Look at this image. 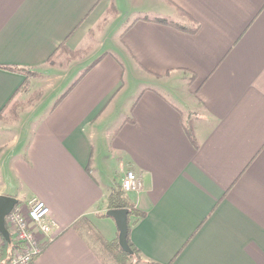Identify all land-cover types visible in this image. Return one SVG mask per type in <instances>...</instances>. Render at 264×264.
Here are the masks:
<instances>
[{
	"label": "crops",
	"instance_id": "1",
	"mask_svg": "<svg viewBox=\"0 0 264 264\" xmlns=\"http://www.w3.org/2000/svg\"><path fill=\"white\" fill-rule=\"evenodd\" d=\"M63 43L94 50L48 66ZM3 67L41 75L40 100L0 121V195L39 199L54 222L33 264H108L89 224L118 238L103 214L129 170L143 182L125 192L145 213L130 231L141 264H264V0H0L8 113L26 76ZM173 77L176 101L162 92Z\"/></svg>",
	"mask_w": 264,
	"mask_h": 264
},
{
	"label": "trees",
	"instance_id": "2",
	"mask_svg": "<svg viewBox=\"0 0 264 264\" xmlns=\"http://www.w3.org/2000/svg\"><path fill=\"white\" fill-rule=\"evenodd\" d=\"M116 8L115 4L112 3V7L110 9V14H115ZM153 21L170 24L172 26H175L176 28H179L181 30H184L188 33L195 34L199 30V24L197 22H192L191 25H182L178 22H168L167 19L164 18H154ZM88 49V48H86ZM86 49L83 50H70L66 44H62L57 48V50L51 55V57L47 61L48 66H56L55 61L58 57L62 56L65 60L66 66H70L72 63H74L77 60L85 59L89 53L86 52ZM106 55V54H105ZM103 57H99L98 59H95L85 70H83L79 76L75 79V81L66 89V91L57 99L55 102V105H58L73 89L74 87L79 83V81L94 67L96 66ZM4 69H7L12 72H17L20 74H23L26 76V80L23 83V85L17 90L12 100L20 95V94H28L29 98L26 102L20 101L19 99L14 102L11 100L10 103L13 105L9 107L8 116L5 115V111L8 109V106L4 108V110L0 113V121L8 120L9 118L16 119L18 118V115L21 111L24 110L26 106L34 105L36 104L41 96V91H34L31 92L32 86H31V79L41 77V75L38 72H34L29 69L25 68H19V67H3ZM10 105V104H9ZM132 110V109H131ZM187 135L193 145L197 146V141L195 137L193 136L192 130L187 127L186 128ZM19 203V202H18ZM107 204V211L109 210H119V209H127L129 211L128 214V224H129V231H128V244L132 250V253L125 252L119 245L118 238H115L113 240L106 239L101 233L95 229V227L90 223V230L98 231L97 234H95L97 240L99 241L100 245L107 250V252L112 256V258L115 260L117 264H141V257L139 251L136 249V247L132 244L130 240V231L131 227L138 223L142 218L145 217V213L139 211L133 202L129 199L127 194L123 191L122 186L120 184L113 185L111 192L106 200ZM103 217H109L107 215V212L103 214ZM110 218V217H109ZM84 221V219H81L80 222ZM80 222H78L80 224ZM78 223L75 224V227L78 226ZM17 245L15 241L12 239L11 242H7L4 240V243L0 250V264H8L10 261V258L16 249Z\"/></svg>",
	"mask_w": 264,
	"mask_h": 264
},
{
	"label": "built area",
	"instance_id": "3",
	"mask_svg": "<svg viewBox=\"0 0 264 264\" xmlns=\"http://www.w3.org/2000/svg\"><path fill=\"white\" fill-rule=\"evenodd\" d=\"M121 185L129 193L141 190L143 182L134 171H127ZM50 214V208L36 198L27 206L18 203L14 207L6 217V226L17 247L8 264H33L47 241L45 238L52 233L54 222L49 221ZM3 243L4 238L0 234V250Z\"/></svg>",
	"mask_w": 264,
	"mask_h": 264
},
{
	"label": "water",
	"instance_id": "4",
	"mask_svg": "<svg viewBox=\"0 0 264 264\" xmlns=\"http://www.w3.org/2000/svg\"><path fill=\"white\" fill-rule=\"evenodd\" d=\"M18 204V200L14 197L7 195H0V234L7 242H11V235L6 226V217L11 213L14 207ZM128 214L127 209L109 210L107 215L113 218L116 222L119 231L118 241L120 247L127 253H132L128 244Z\"/></svg>",
	"mask_w": 264,
	"mask_h": 264
},
{
	"label": "rangeland",
	"instance_id": "5",
	"mask_svg": "<svg viewBox=\"0 0 264 264\" xmlns=\"http://www.w3.org/2000/svg\"><path fill=\"white\" fill-rule=\"evenodd\" d=\"M92 46H89L88 47V49H86V52H88L89 53V55H90V53L94 50V48H93V45L94 44H91ZM63 57L62 56H60V57H58L57 59H56V61H55V64H56V66H54V67H57V69H59V70H64V69H66V64H65V60L64 59H62ZM49 68V67H48ZM57 70H55V71H53V74H55V75H53V77L52 78H54V79H58V75L60 74V72L61 71H58V72H56ZM169 78V77H168ZM168 78H166V79H168ZM178 78H180V77H173V79H171V81H168V80H166V79H163V81H162V83H163V86H162V88H164V89H167V90H169V87H171L173 90H171L170 91V93H168L167 91H165V90H162V92L167 96V97H169V98H172V100H175L176 101V99L175 98H177V95H185L186 93H185V83L182 81V80H180V79H178ZM51 79V78H50ZM172 80H175V84H173L172 83ZM172 85H174V86H172ZM32 91H33V89H32ZM161 91V90H160ZM42 93H43V91H41ZM28 98H29V95L28 94H26L25 95V97L23 98H21L20 99V97L19 98H17V99H15L14 100V102H16L18 99L20 100V101H23V102H26L27 100H28ZM13 102V103H14ZM13 105V104H12ZM11 105V106H12ZM27 108H28V106H26ZM24 108V111L27 109V108ZM23 112V111H22ZM22 112H20L19 113V116L21 115V113ZM8 113H5V115L6 116H8L7 115ZM17 119H20V117L19 118H16V119H12V118H9V121H8V123L10 124V123H15V122H18L19 120H17ZM15 121V122H14ZM20 204H22V202H19ZM29 203V202H28ZM28 203L27 204H23L24 206H27L28 205ZM109 218V217H108ZM97 225V221H96V223H94V227ZM95 229H97L96 227H95ZM98 230V229H97ZM94 235V237H95V234H97L98 233V231H95V230H90ZM102 235V234H101ZM3 237V236H2ZM5 240V239H4ZM98 248H100V251H101V253H102V255H103V257H104V259L107 261V263L108 264H117L116 262H115V260L112 258V256L107 252V250H105L100 244H99V246H98Z\"/></svg>",
	"mask_w": 264,
	"mask_h": 264
},
{
	"label": "bare ground",
	"instance_id": "6",
	"mask_svg": "<svg viewBox=\"0 0 264 264\" xmlns=\"http://www.w3.org/2000/svg\"><path fill=\"white\" fill-rule=\"evenodd\" d=\"M129 171H131V170H129ZM122 186V185H121ZM123 189V188H122ZM124 191V190H123ZM125 192V191H124ZM127 193V192H126Z\"/></svg>",
	"mask_w": 264,
	"mask_h": 264
}]
</instances>
